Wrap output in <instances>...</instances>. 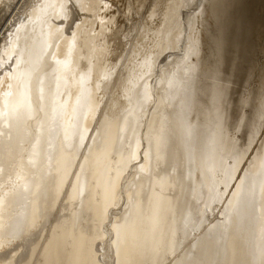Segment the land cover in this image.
<instances>
[{
	"label": "bare ground",
	"instance_id": "obj_1",
	"mask_svg": "<svg viewBox=\"0 0 264 264\" xmlns=\"http://www.w3.org/2000/svg\"><path fill=\"white\" fill-rule=\"evenodd\" d=\"M0 264H264V0H0Z\"/></svg>",
	"mask_w": 264,
	"mask_h": 264
},
{
	"label": "rangeland",
	"instance_id": "obj_2",
	"mask_svg": "<svg viewBox=\"0 0 264 264\" xmlns=\"http://www.w3.org/2000/svg\"><path fill=\"white\" fill-rule=\"evenodd\" d=\"M240 146H241V144H240Z\"/></svg>",
	"mask_w": 264,
	"mask_h": 264
}]
</instances>
